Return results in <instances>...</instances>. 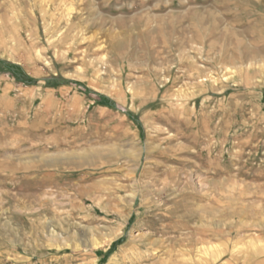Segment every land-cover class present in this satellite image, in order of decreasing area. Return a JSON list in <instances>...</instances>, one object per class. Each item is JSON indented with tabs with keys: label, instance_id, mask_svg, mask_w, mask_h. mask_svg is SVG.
Masks as SVG:
<instances>
[{
	"label": "rangeland",
	"instance_id": "obj_1",
	"mask_svg": "<svg viewBox=\"0 0 264 264\" xmlns=\"http://www.w3.org/2000/svg\"><path fill=\"white\" fill-rule=\"evenodd\" d=\"M0 264H264V0H0Z\"/></svg>",
	"mask_w": 264,
	"mask_h": 264
},
{
	"label": "trees",
	"instance_id": "obj_2",
	"mask_svg": "<svg viewBox=\"0 0 264 264\" xmlns=\"http://www.w3.org/2000/svg\"><path fill=\"white\" fill-rule=\"evenodd\" d=\"M10 69L12 70V72L16 73L18 76H19V73H17V71L23 72V74H26L20 66H13V67H10Z\"/></svg>",
	"mask_w": 264,
	"mask_h": 264
},
{
	"label": "bare ground",
	"instance_id": "obj_3",
	"mask_svg": "<svg viewBox=\"0 0 264 264\" xmlns=\"http://www.w3.org/2000/svg\"><path fill=\"white\" fill-rule=\"evenodd\" d=\"M101 151V150H100ZM114 151V150H113ZM128 155V154H127ZM92 167V166H91ZM97 173V172H96ZM133 195V194H132ZM138 200V199H137ZM174 217V216H173ZM218 222V221H217ZM169 230V229H168ZM146 248V247H145ZM172 254V253H171ZM158 256V255H157Z\"/></svg>",
	"mask_w": 264,
	"mask_h": 264
}]
</instances>
